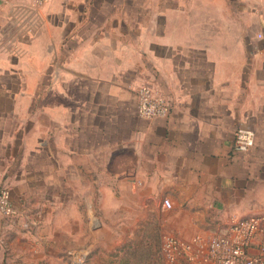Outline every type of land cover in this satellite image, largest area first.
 Returning a JSON list of instances; mask_svg holds the SVG:
<instances>
[{
    "label": "crops",
    "instance_id": "obj_1",
    "mask_svg": "<svg viewBox=\"0 0 264 264\" xmlns=\"http://www.w3.org/2000/svg\"><path fill=\"white\" fill-rule=\"evenodd\" d=\"M0 176V264H110L147 207L184 240L264 217V0H0Z\"/></svg>",
    "mask_w": 264,
    "mask_h": 264
},
{
    "label": "built area",
    "instance_id": "obj_2",
    "mask_svg": "<svg viewBox=\"0 0 264 264\" xmlns=\"http://www.w3.org/2000/svg\"><path fill=\"white\" fill-rule=\"evenodd\" d=\"M36 1L44 3L46 0ZM138 112L146 119L163 118L169 115L170 105L162 93L150 85H143L138 91ZM254 143L253 130H237V151L246 152ZM163 205L166 208L173 206L168 198L164 199ZM0 213L5 216L15 214L10 189L1 176ZM162 254L164 264H264V217L250 215L237 219L226 233L209 239L198 235L184 240L167 234L163 238Z\"/></svg>",
    "mask_w": 264,
    "mask_h": 264
},
{
    "label": "rangeland",
    "instance_id": "obj_3",
    "mask_svg": "<svg viewBox=\"0 0 264 264\" xmlns=\"http://www.w3.org/2000/svg\"><path fill=\"white\" fill-rule=\"evenodd\" d=\"M113 212H111L112 214ZM132 212L126 218L124 236L109 238L114 244L120 243L118 251L98 254L96 260H105L110 264H164L162 243L166 233L162 232V216L155 207H147L132 221Z\"/></svg>",
    "mask_w": 264,
    "mask_h": 264
}]
</instances>
